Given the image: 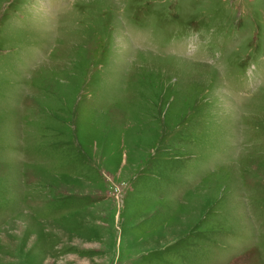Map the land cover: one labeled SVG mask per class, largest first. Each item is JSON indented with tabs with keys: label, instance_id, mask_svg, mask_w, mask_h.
I'll list each match as a JSON object with an SVG mask.
<instances>
[{
	"label": "rangeland",
	"instance_id": "1",
	"mask_svg": "<svg viewBox=\"0 0 264 264\" xmlns=\"http://www.w3.org/2000/svg\"><path fill=\"white\" fill-rule=\"evenodd\" d=\"M0 264H264V0H0Z\"/></svg>",
	"mask_w": 264,
	"mask_h": 264
}]
</instances>
